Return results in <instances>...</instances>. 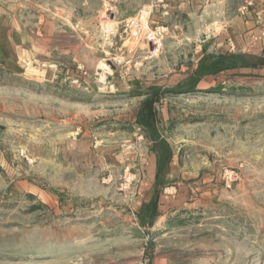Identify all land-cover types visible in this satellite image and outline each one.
<instances>
[{"label": "rangeland", "instance_id": "1", "mask_svg": "<svg viewBox=\"0 0 264 264\" xmlns=\"http://www.w3.org/2000/svg\"><path fill=\"white\" fill-rule=\"evenodd\" d=\"M53 5L0 0L28 32L25 58L47 64L27 69L21 50L0 63V264H264V68L182 92L215 50L166 37L155 51L109 18L94 47L63 51ZM154 90L159 132L199 176L166 180L188 195L151 225L135 212L151 140L137 114Z\"/></svg>", "mask_w": 264, "mask_h": 264}, {"label": "crops", "instance_id": "2", "mask_svg": "<svg viewBox=\"0 0 264 264\" xmlns=\"http://www.w3.org/2000/svg\"><path fill=\"white\" fill-rule=\"evenodd\" d=\"M53 7L54 11L63 13V51L71 48L77 50V46L87 44V41L84 43L85 38L90 39V46L94 47L98 44V40L95 41L96 35L102 32L103 25L109 18L122 23L139 12H144L151 24L167 26L169 31L165 38L197 41V51L213 49L214 54L233 52L258 55L264 49V0H63V7ZM48 9L52 11L51 7ZM8 10L0 14V63L20 64L21 50L27 69L32 68L33 72L42 74V67L47 64H39L33 57L25 58V51L29 48L28 32L24 27L13 26L15 11ZM165 38L154 47L155 51L162 48ZM169 144L172 154L161 187H165L168 183L166 180L171 178L199 176L198 169H186L185 161L170 142ZM152 145L149 140L142 174L147 188L137 198V213L151 199L146 195L151 188L154 189L156 182L159 157ZM181 182H175L180 186L176 196L167 194L168 188L160 191L159 210L169 204H181L185 201L188 190L186 186L180 185Z\"/></svg>", "mask_w": 264, "mask_h": 264}, {"label": "trees", "instance_id": "3", "mask_svg": "<svg viewBox=\"0 0 264 264\" xmlns=\"http://www.w3.org/2000/svg\"><path fill=\"white\" fill-rule=\"evenodd\" d=\"M245 67L253 69L264 68V49L258 55L233 52L219 54L206 53L201 58L195 74L189 79L184 78L178 85V88L179 90H182V92L193 90L198 81L206 74H218L226 70ZM154 92L155 95L152 99L148 97L142 102L141 108L137 114V123L146 130L147 136L151 139L153 144L152 149L159 157L153 195L148 202H145L142 205L138 212L141 222L151 225L159 216V194L161 191L163 175L168 170V164L172 154L169 142L162 137L157 128L158 122L161 121L160 111L156 107V102L160 100V94L156 90H154Z\"/></svg>", "mask_w": 264, "mask_h": 264}, {"label": "built area", "instance_id": "4", "mask_svg": "<svg viewBox=\"0 0 264 264\" xmlns=\"http://www.w3.org/2000/svg\"><path fill=\"white\" fill-rule=\"evenodd\" d=\"M168 27L151 24L144 12H139L124 23L123 34L134 40H141L150 46H157L165 38ZM113 33V31H112ZM264 35V32H263Z\"/></svg>", "mask_w": 264, "mask_h": 264}, {"label": "water", "instance_id": "5", "mask_svg": "<svg viewBox=\"0 0 264 264\" xmlns=\"http://www.w3.org/2000/svg\"><path fill=\"white\" fill-rule=\"evenodd\" d=\"M154 95H155V92L151 91L150 98L152 99L154 97ZM147 239H148V247L152 248V246H153V237H152L151 233L147 234Z\"/></svg>", "mask_w": 264, "mask_h": 264}]
</instances>
